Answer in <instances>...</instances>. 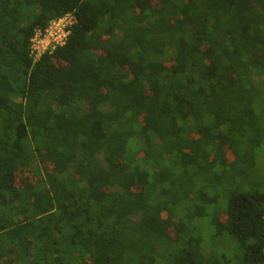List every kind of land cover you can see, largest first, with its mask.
<instances>
[{
    "label": "trees",
    "instance_id": "16d2710c",
    "mask_svg": "<svg viewBox=\"0 0 264 264\" xmlns=\"http://www.w3.org/2000/svg\"><path fill=\"white\" fill-rule=\"evenodd\" d=\"M261 189L264 0H0V264H264Z\"/></svg>",
    "mask_w": 264,
    "mask_h": 264
},
{
    "label": "built area",
    "instance_id": "2783aa9c",
    "mask_svg": "<svg viewBox=\"0 0 264 264\" xmlns=\"http://www.w3.org/2000/svg\"><path fill=\"white\" fill-rule=\"evenodd\" d=\"M74 20V16L68 13L52 19L43 30L36 28L30 45L34 58L38 59L43 53L51 52L55 47L63 45L69 34V26Z\"/></svg>",
    "mask_w": 264,
    "mask_h": 264
},
{
    "label": "rangeland",
    "instance_id": "374dc122",
    "mask_svg": "<svg viewBox=\"0 0 264 264\" xmlns=\"http://www.w3.org/2000/svg\"><path fill=\"white\" fill-rule=\"evenodd\" d=\"M261 191H263V193H264V189H261ZM224 218H225V216L222 214L220 219H224Z\"/></svg>",
    "mask_w": 264,
    "mask_h": 264
},
{
    "label": "bare ground",
    "instance_id": "6f19581e",
    "mask_svg": "<svg viewBox=\"0 0 264 264\" xmlns=\"http://www.w3.org/2000/svg\"><path fill=\"white\" fill-rule=\"evenodd\" d=\"M49 23H50V22H49ZM48 25H49V24H48ZM48 25H47V26H48Z\"/></svg>",
    "mask_w": 264,
    "mask_h": 264
}]
</instances>
